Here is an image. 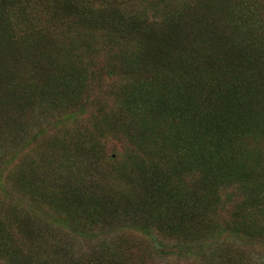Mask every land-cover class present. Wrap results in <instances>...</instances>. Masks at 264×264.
I'll return each instance as SVG.
<instances>
[{
  "label": "trees",
  "instance_id": "16d2710c",
  "mask_svg": "<svg viewBox=\"0 0 264 264\" xmlns=\"http://www.w3.org/2000/svg\"><path fill=\"white\" fill-rule=\"evenodd\" d=\"M45 111L90 113L130 158L62 156ZM81 160L134 188L72 180ZM0 200V264H155L157 237L185 248L165 264H260L264 0H0Z\"/></svg>",
  "mask_w": 264,
  "mask_h": 264
},
{
  "label": "rangeland",
  "instance_id": "374dc122",
  "mask_svg": "<svg viewBox=\"0 0 264 264\" xmlns=\"http://www.w3.org/2000/svg\"><path fill=\"white\" fill-rule=\"evenodd\" d=\"M108 95L103 96V101H105L106 106H113L114 104V96H111L108 92ZM103 94L99 96L101 99ZM75 112V111H74ZM71 112H58V111H45L42 115H38V118L36 121H40L43 125H46L47 127L42 128L48 131L50 130V136L49 139L51 141H56L59 146L62 147L63 151L62 156H64L66 153L69 152L71 154H74L77 149H81L82 151H86L89 149L88 145L95 144L103 149H106V156H112L116 159V162L124 163L127 159L130 158V155L127 157L120 156V147L119 145L113 141V139H109L108 137V131L105 127H102L100 125H97L96 123H92L90 119V113H87L80 117V113L74 114ZM48 113H51L54 117H59L55 120H50V116ZM48 114V116H47ZM70 115V116H69ZM78 115V118H77ZM41 128L40 126H38ZM103 132L105 133V136H102ZM42 135V134H41ZM39 139V138H38ZM34 139L31 142V145L27 147L25 150L21 149V155L19 154L17 156L16 161L20 160L22 157L25 161V163H30L33 165V168L40 167L39 165L43 164L40 160V157L45 155V149H38L36 148V143L34 144ZM20 149V148H19ZM126 159V160H124ZM20 162V161H19ZM134 162L137 163L138 160L134 159ZM106 161L103 160V162H100L98 166L91 167L86 163V161L81 160V162H78L76 164H73L70 168L69 176L72 180L77 182H82L86 178H89L91 180L100 181L102 185L106 186L111 191H121V190H130L134 187L129 186V181L126 178L125 181L123 180V172L118 173H109L110 175H107L106 177H100V173L106 168L105 167ZM20 166L18 163H14L11 166L7 167L8 173L13 176V174L19 170ZM16 170V171H15ZM15 171V172H14ZM146 171V170H143ZM148 172V171H147ZM125 171V176H126ZM134 176V175H133ZM132 176V178H133ZM90 180V181H91ZM89 181V182H90ZM132 181V180H131ZM141 194H144L143 192H139ZM116 197L120 196V194H115ZM148 203V200L146 201ZM0 200V218L3 219L4 215L10 216V212H6L7 204H10V201H6L4 205ZM26 204V203H25ZM14 211V210H13ZM155 235V234H154ZM217 236V235H216ZM128 237H132L131 235H128ZM157 237V236H156ZM226 236H218L214 239L213 242L220 241L224 239ZM123 240L124 243H127V240ZM173 240V239H172ZM10 243L13 245H18L19 243L26 244V239H21L17 234H14L12 240H9ZM174 241H164L162 242L159 237L156 239V245L158 247L155 248L154 254V262L155 264L159 263H168V262H175L179 261H185L186 259V253L184 252L185 248L183 244H177ZM135 242V241H134ZM133 242V246H134ZM179 242V241H177ZM161 243V245H159ZM32 247V245H28ZM40 248H42L40 246ZM251 249H254L252 247H248ZM134 253L137 258L142 257V253L136 250V247H134ZM157 255V256H156ZM257 262L260 264H264V252L261 251V255H259V258H256ZM250 264V263H249Z\"/></svg>",
  "mask_w": 264,
  "mask_h": 264
}]
</instances>
